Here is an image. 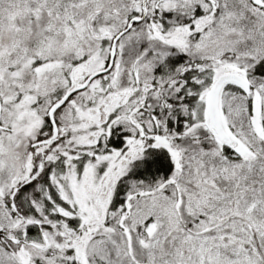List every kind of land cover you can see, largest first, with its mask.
Here are the masks:
<instances>
[{"label":"snow or ice","instance_id":"snow-or-ice-1","mask_svg":"<svg viewBox=\"0 0 264 264\" xmlns=\"http://www.w3.org/2000/svg\"><path fill=\"white\" fill-rule=\"evenodd\" d=\"M0 264H264V0H0Z\"/></svg>","mask_w":264,"mask_h":264}]
</instances>
